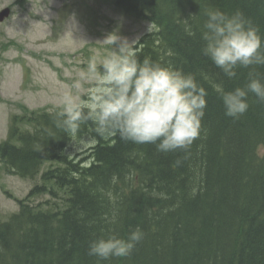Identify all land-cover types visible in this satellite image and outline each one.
Segmentation results:
<instances>
[{
    "label": "trees",
    "instance_id": "1",
    "mask_svg": "<svg viewBox=\"0 0 264 264\" xmlns=\"http://www.w3.org/2000/svg\"><path fill=\"white\" fill-rule=\"evenodd\" d=\"M114 2L155 25L133 46L140 61L192 73L207 90L200 136L187 151L168 153L95 136L92 122L74 138L55 127L60 107L21 105L0 142V161L7 174L40 175L42 183L18 199L17 212L0 214V264H264V103L249 94L247 112L233 119L216 91L244 86L250 71L264 76V65L237 68L229 79L202 54L201 38L210 8L242 12L264 36V0ZM94 136L87 148L70 150L76 138ZM55 187L65 192L62 204L30 201L57 195ZM136 227L144 238L128 257L88 255L93 240L127 238Z\"/></svg>",
    "mask_w": 264,
    "mask_h": 264
},
{
    "label": "clouds",
    "instance_id": "2",
    "mask_svg": "<svg viewBox=\"0 0 264 264\" xmlns=\"http://www.w3.org/2000/svg\"><path fill=\"white\" fill-rule=\"evenodd\" d=\"M205 16L202 54L225 76L231 79L236 77L237 68L264 65V36L242 12L229 15L210 8ZM186 31L195 34L190 28ZM109 36L104 41L113 45L111 54L99 66L91 61L88 73L63 93L55 127L75 138L82 125L92 122L95 136L118 135L125 142L153 144L162 153L187 151L201 133L207 90L194 74L149 58L140 61L132 50L133 41ZM89 82L85 89L84 83ZM216 91L225 115L239 119L249 108V94L264 103V76L250 71L244 86L225 91L218 84ZM95 136L80 138L81 145L94 143ZM143 238L140 227L127 238L109 233L90 243L88 255L98 261L128 257Z\"/></svg>",
    "mask_w": 264,
    "mask_h": 264
},
{
    "label": "rangeland",
    "instance_id": "3",
    "mask_svg": "<svg viewBox=\"0 0 264 264\" xmlns=\"http://www.w3.org/2000/svg\"><path fill=\"white\" fill-rule=\"evenodd\" d=\"M5 7H11V13L0 23V142L7 137L10 116L20 113L21 105L60 107L61 96L88 73L89 63L95 60L99 66L111 54L113 45L104 41L109 34V39L118 35L134 46L155 30L150 21L124 13L114 0H0V11ZM91 144L81 145L76 138L70 150L75 153ZM37 183H42L40 175H9L0 161L2 217L17 212L18 199ZM54 189L57 195L42 193L30 201L43 207L62 204L65 192Z\"/></svg>",
    "mask_w": 264,
    "mask_h": 264
},
{
    "label": "water",
    "instance_id": "4",
    "mask_svg": "<svg viewBox=\"0 0 264 264\" xmlns=\"http://www.w3.org/2000/svg\"><path fill=\"white\" fill-rule=\"evenodd\" d=\"M11 13L10 7H5L0 11V22L4 21Z\"/></svg>",
    "mask_w": 264,
    "mask_h": 264
}]
</instances>
